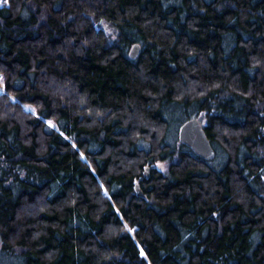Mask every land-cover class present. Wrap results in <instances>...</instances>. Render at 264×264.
Instances as JSON below:
<instances>
[{"label":"trees","instance_id":"trees-1","mask_svg":"<svg viewBox=\"0 0 264 264\" xmlns=\"http://www.w3.org/2000/svg\"><path fill=\"white\" fill-rule=\"evenodd\" d=\"M0 83V264H264V0H7Z\"/></svg>","mask_w":264,"mask_h":264},{"label":"water","instance_id":"water-1","mask_svg":"<svg viewBox=\"0 0 264 264\" xmlns=\"http://www.w3.org/2000/svg\"><path fill=\"white\" fill-rule=\"evenodd\" d=\"M138 49L139 45L134 44L131 48V56H135ZM177 137L179 142L188 146L202 159L211 160L214 158V149L205 133L203 124H201L198 118L192 117L184 121L178 128ZM135 190L137 195L142 194L138 184L135 185Z\"/></svg>","mask_w":264,"mask_h":264},{"label":"rangeland","instance_id":"rangeland-1","mask_svg":"<svg viewBox=\"0 0 264 264\" xmlns=\"http://www.w3.org/2000/svg\"><path fill=\"white\" fill-rule=\"evenodd\" d=\"M2 4H4V1L3 0H0V5H2ZM102 28H104V30H106V31H110V30H112V26L111 25H109V24H106L104 27L102 26ZM115 33V32H114ZM110 35H113V34H109V36ZM0 91H3V86H2V84L0 83ZM27 109H30V110H32L33 111V109L32 108H30V107H28V106H25ZM198 118V120L201 122V124H205V120H204V118L203 119H201V115L199 116V117H197ZM47 123H49V121L47 120L46 121ZM51 122V121H50ZM52 124V123H51ZM154 166L158 169V170H161V171H166V169H167V167H168V163H166V162H157V163H155L154 164Z\"/></svg>","mask_w":264,"mask_h":264},{"label":"snow or ice","instance_id":"snow-or-ice-1","mask_svg":"<svg viewBox=\"0 0 264 264\" xmlns=\"http://www.w3.org/2000/svg\"><path fill=\"white\" fill-rule=\"evenodd\" d=\"M4 2H7V0H4ZM49 125L51 126V122L49 121ZM141 255H144L143 251H141Z\"/></svg>","mask_w":264,"mask_h":264}]
</instances>
